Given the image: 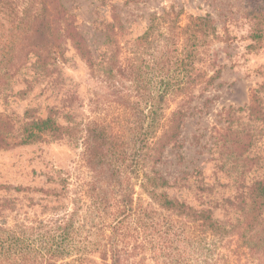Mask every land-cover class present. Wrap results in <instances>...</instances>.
<instances>
[{
  "label": "trees",
  "instance_id": "obj_1",
  "mask_svg": "<svg viewBox=\"0 0 264 264\" xmlns=\"http://www.w3.org/2000/svg\"><path fill=\"white\" fill-rule=\"evenodd\" d=\"M18 1L0 0V85L15 76L31 56L42 66L56 61L65 38L94 67L93 52L61 0H29L25 7ZM170 15L153 16L137 38L142 48L131 50L127 63L116 53L119 59L113 57L108 64L109 77L132 78L136 98L130 107L123 103L121 117L114 124L91 120L87 125L83 157L91 177L84 197H79L86 203L77 200L72 210L24 217L13 225L0 220V264H209L210 256L201 254L200 258L199 253L203 248L211 250V243L223 241L235 230L245 243L264 246V179L242 182L247 191L241 192L240 203L224 200L228 207L244 211L242 218L226 221L215 218L210 208L198 209L171 197L163 190L171 185L169 179L157 170L145 169L147 161H162L168 147H183L180 134L188 108L180 105L167 117L170 102L194 99L198 87L201 97L222 72L221 67L214 68L216 59L206 53L218 30L212 16H191L181 26L177 14ZM163 21L164 29L160 27ZM251 36L257 43L264 38V13ZM263 94L264 81L252 90L249 104L238 111L247 109L255 119L263 120ZM233 110L229 108L226 115ZM69 130L52 112L18 120L0 112V147L61 139ZM223 130V146L229 147L232 141L238 157L243 155L251 145L243 140L249 134L241 136L231 123Z\"/></svg>",
  "mask_w": 264,
  "mask_h": 264
},
{
  "label": "rangeland",
  "instance_id": "obj_2",
  "mask_svg": "<svg viewBox=\"0 0 264 264\" xmlns=\"http://www.w3.org/2000/svg\"><path fill=\"white\" fill-rule=\"evenodd\" d=\"M28 1L19 0L18 5L28 6ZM61 3L67 8L69 20L87 40L96 64L91 67L73 41L65 38L56 61L42 66L31 56L15 76L1 82L0 112L5 116L18 120L52 112L70 130L61 139L0 147V220L13 225L24 217H48L72 210L77 200L86 203L85 198L79 197H84L91 177L83 157L87 125L91 120L114 124L121 117L123 103L130 107L136 98L132 78L109 77L108 64L116 53L127 63L133 55L131 50L142 48L137 45V38L147 30L153 16L167 12L171 18L177 14L181 26L191 16H212L218 30L210 38L206 53L216 59L214 68L221 67L222 72L201 97L198 87L194 99L170 102L165 110L167 117L180 105L188 108L180 134L183 147H168L162 161H147L145 169L149 173L157 170L169 179L171 185L163 190L171 197L198 209L210 208L220 220L242 218L244 211L238 206L228 207L224 200L240 203L241 192L247 191L242 189V182L251 184L264 179V119H255L247 109L238 111L249 104L252 90L264 81V38L257 43L251 36L264 13V0ZM164 23L160 26L163 29ZM213 72L211 68L210 74ZM229 108L234 110L227 116ZM126 110L131 114V108ZM230 123L234 130L241 131V136L249 134L243 140L251 145L239 157L232 141L229 147L223 146L221 133ZM237 170H243V175ZM136 190L142 191L139 186ZM143 197L150 199L147 194ZM230 233L223 241L211 243V250L203 248L199 257L210 256L209 264H264V246L245 243L240 231ZM189 248L197 254L192 246Z\"/></svg>",
  "mask_w": 264,
  "mask_h": 264
}]
</instances>
